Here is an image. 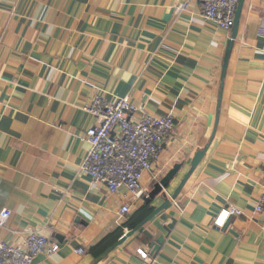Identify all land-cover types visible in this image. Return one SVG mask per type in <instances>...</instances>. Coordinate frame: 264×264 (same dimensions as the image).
Masks as SVG:
<instances>
[{"label":"crops","instance_id":"crops-1","mask_svg":"<svg viewBox=\"0 0 264 264\" xmlns=\"http://www.w3.org/2000/svg\"><path fill=\"white\" fill-rule=\"evenodd\" d=\"M187 3L0 0V214L11 212L0 242L40 230L60 250L33 264H91L90 251L132 232L130 219L181 165L153 213L172 199L208 146L176 199L99 264H264V0H243L225 73L233 29ZM97 97L175 119L143 200L80 171Z\"/></svg>","mask_w":264,"mask_h":264},{"label":"built area","instance_id":"built-area-1","mask_svg":"<svg viewBox=\"0 0 264 264\" xmlns=\"http://www.w3.org/2000/svg\"><path fill=\"white\" fill-rule=\"evenodd\" d=\"M191 1L199 3L206 21L225 32L232 31L240 0H188L185 8ZM86 110L97 118L98 125L85 133L90 150L80 171L112 194L126 190L136 200L145 199L143 179L146 174H154L164 147L175 134V119L141 110L129 99L110 104L97 97ZM124 198L128 199V195ZM121 212L130 213V206L125 203ZM256 212L264 216V185ZM10 217L9 210L2 211L0 228L6 226ZM59 250L60 246L51 243L42 231L32 230L22 245L0 242V264H33L39 256ZM77 253L84 255L86 251ZM140 253L142 258H147L146 252Z\"/></svg>","mask_w":264,"mask_h":264},{"label":"water","instance_id":"water-1","mask_svg":"<svg viewBox=\"0 0 264 264\" xmlns=\"http://www.w3.org/2000/svg\"><path fill=\"white\" fill-rule=\"evenodd\" d=\"M242 3H243V0H240L239 5H238V10H237V13H236V17H235V23H234L233 31H232L231 43H230V46H229L228 55H227V59H226L225 67H224V73H225V71L227 69L228 57H229V55L231 53V50L233 48V41L236 39V33H237V27H238V23H239V16H240V12H241V9H242ZM207 150H208V146L204 150H200L196 154L195 158L191 162V170H190L189 174L186 176V178L184 179V181L182 182L181 186L179 187V189L177 190L176 194L172 197L171 200L168 199L166 201V203L164 204V206L161 209H159V210H155V212L140 227H138L136 230H134V231L126 234L117 244H115V246H113L112 248H110L109 250H107L105 253H103L99 258L94 259V261L91 264H99L100 262H102L103 260H105L109 256V254L116 247H119L122 244H124L138 230H141L142 227L147 222H149L155 216L159 215L161 211L165 210L171 204V202L173 200H175L176 197L179 195V193L181 192L183 186L186 184V182L188 181V179L190 178V176L193 174V172L196 170V168L199 166V164L203 160V158H204ZM181 168H182L181 165L175 166L174 169L166 177H164L159 183H157L156 186L154 187V190L147 197L146 203L149 204L153 200H155L159 195H162L164 193V191L170 186V184L172 183V181L175 179V177L177 176V174L179 173V171H180ZM159 249H160V246H157L156 247V251L158 252Z\"/></svg>","mask_w":264,"mask_h":264},{"label":"trees","instance_id":"trees-1","mask_svg":"<svg viewBox=\"0 0 264 264\" xmlns=\"http://www.w3.org/2000/svg\"><path fill=\"white\" fill-rule=\"evenodd\" d=\"M153 209L150 204L144 205V207L138 211L128 222L127 227L133 231L138 228L143 222H145L153 213ZM123 230H118L114 234H111L104 239L98 246L90 251V254L96 259L99 258L103 253L112 248L118 240L124 237Z\"/></svg>","mask_w":264,"mask_h":264},{"label":"clouds","instance_id":"clouds-1","mask_svg":"<svg viewBox=\"0 0 264 264\" xmlns=\"http://www.w3.org/2000/svg\"><path fill=\"white\" fill-rule=\"evenodd\" d=\"M226 215H227V213L225 212L224 216H226ZM222 221H223V217H222L221 221H219V223H222Z\"/></svg>","mask_w":264,"mask_h":264}]
</instances>
